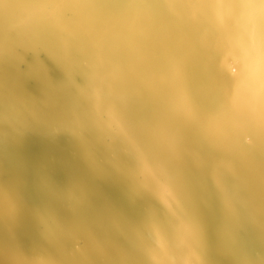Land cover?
<instances>
[{
    "label": "bare ground",
    "instance_id": "bare-ground-1",
    "mask_svg": "<svg viewBox=\"0 0 264 264\" xmlns=\"http://www.w3.org/2000/svg\"><path fill=\"white\" fill-rule=\"evenodd\" d=\"M43 135L139 222L23 165ZM244 228L264 245V0H0V264H264Z\"/></svg>",
    "mask_w": 264,
    "mask_h": 264
},
{
    "label": "water",
    "instance_id": "water-1",
    "mask_svg": "<svg viewBox=\"0 0 264 264\" xmlns=\"http://www.w3.org/2000/svg\"><path fill=\"white\" fill-rule=\"evenodd\" d=\"M57 77H60V75ZM57 77H55V79ZM31 93L37 96L41 94L38 91L36 92V89L31 91ZM60 133L63 134L62 132ZM27 134H29L28 136H37L36 134H34V132H28ZM23 137H21V141H23ZM30 138L31 139L27 141L25 146L24 143L22 146L21 144L19 146L21 151L19 150L20 153L18 155L23 165H26L27 159V164L34 163L35 161L39 163L41 160H43V157H45V152H54L57 154V156L49 161L47 160L44 163V168L42 169L45 170L47 177L53 179H51V182H53L55 186H58V188H60L62 186L60 184L66 185L68 182H70L69 180L71 179V177H75V179L81 180L82 187L88 193V196H90L92 204H96L97 206L95 210L97 212L99 211V213L101 212V214L108 219L109 223H111L110 215L112 214L120 218V222L122 223H120V226L122 227L128 226L130 224L133 225V222H139V220L143 217L140 209L141 206H143L144 202L140 198V196L130 200V198L127 197V191L123 188V186H116L108 176L101 175V173H98V171H96L95 169L93 170L91 167H88L87 164L78 159V157H76V149L74 147L67 150L64 143L59 142L58 144H56L54 142L55 140L50 136L46 137L43 135L41 140L34 137ZM24 154H26L27 157H24ZM60 159L63 160V163L65 165L64 167H69L70 169V172H67V170L64 168L65 173L67 174L63 173L62 167L57 166L55 163L60 161ZM26 191L29 193V195L32 192H30L29 190ZM125 198L129 200L128 203H126ZM153 201L159 206V203L156 200ZM212 226H214V224ZM119 228L120 227H118V229ZM244 229L248 233L243 229H239L238 238L240 244L238 245H240L241 250L244 252L245 257L248 260L256 261L261 259L262 256L260 253L264 254V245L260 244V242H257V238L255 237L253 231L250 230V228ZM114 233L116 234L115 231ZM254 237L256 240L254 239ZM218 252L214 251L215 260H219Z\"/></svg>",
    "mask_w": 264,
    "mask_h": 264
}]
</instances>
